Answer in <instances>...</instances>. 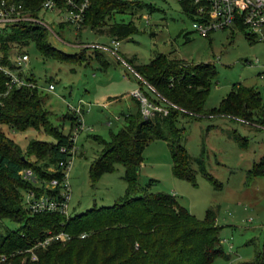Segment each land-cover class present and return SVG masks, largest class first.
I'll list each match as a JSON object with an SVG mask.
<instances>
[{"label":"trees","instance_id":"obj_1","mask_svg":"<svg viewBox=\"0 0 264 264\" xmlns=\"http://www.w3.org/2000/svg\"><path fill=\"white\" fill-rule=\"evenodd\" d=\"M14 1L21 2L25 10L37 15L44 0ZM82 1L75 0L77 3ZM178 2L182 11L191 16L188 1ZM55 3L61 8L66 6L65 0H55ZM133 4L141 6L143 3L139 0H87L82 24L98 28L106 23V17L111 13L125 12ZM238 29L250 35L242 24L238 25ZM135 30L136 26L131 21H113L108 25L110 38L121 39ZM10 42L18 43L20 47L33 42L43 56L60 61L75 63L85 59L83 54L67 53L54 46L47 38V29L37 22L21 21L2 27V63L7 62ZM93 50L97 51L95 56L102 67H106L108 60L98 53L102 50ZM124 60L154 87L162 100L176 106H169L165 115L144 118L138 102L133 98L136 110L123 113V125L116 132H111L108 140L95 137L100 150L88 166V177L94 184L102 172L111 171L117 164H121L126 183L124 194L111 205L93 206L68 216L58 212H29L23 206L21 190L33 185L23 179L18 171L30 168L40 178L60 179L62 171L58 161L65 159L68 154L67 150L61 151L60 148L70 147L68 136L75 114L68 115L69 131L63 133L48 118L43 90L24 85L12 87L4 93L7 76L0 69V122L20 131L29 127L43 129L55 138L53 142L34 138L28 140L25 154L34 156L36 160L33 161L26 155L22 157V148L0 132V220L18 223L15 228L5 225L0 229V252L8 255L11 253L8 260L0 264H21L23 254L14 251L28 246L47 229L63 230L70 234V238L63 242L53 241L45 248L38 249V258L26 260L24 264H212L217 255L226 256L219 237L220 226L215 223L212 208H208L205 216L198 219L180 205L173 194L151 192L148 184L140 186L137 173L147 142L163 139L170 154L172 174L194 184L196 170L191 165L190 154L181 142L184 127L179 124V117L230 115L245 120L252 116V111L261 107L262 113L257 121L262 122L264 108L259 90L239 82L234 83L217 106L205 108L211 83L196 72L204 69L211 78L215 70L210 63L193 64L161 52L143 64L133 65L130 59ZM26 72L28 79L37 81L31 71ZM47 81H52V78ZM147 95L150 97V94ZM233 137L245 146L243 136L234 131ZM196 161L203 175L219 187V182L206 171L202 157L196 158ZM49 165H53L56 170L48 169ZM263 171L264 156L252 163L248 176L252 178ZM81 233L85 235L80 237ZM239 264H264V237L254 258Z\"/></svg>","mask_w":264,"mask_h":264},{"label":"rangeland","instance_id":"obj_2","mask_svg":"<svg viewBox=\"0 0 264 264\" xmlns=\"http://www.w3.org/2000/svg\"><path fill=\"white\" fill-rule=\"evenodd\" d=\"M139 1L143 3L141 6L133 4L125 12H113L100 26L104 30L113 21H131L136 26L137 30L128 37L119 39L117 50L122 58L130 59L133 65L143 64L161 52L193 64L210 63L215 70L211 78L204 69L196 72L211 83L205 108L217 106L238 82L259 90L264 108V36H247L235 26L200 35L192 29L191 16L182 11L178 0ZM38 16L57 32L50 38L54 46L85 57L83 61L70 63L43 56L33 42L23 46L28 54L24 70L31 71L41 86L47 84L48 78L54 83L53 91L43 90L44 107L53 125L63 133L68 132V115L74 113L68 107L79 99L82 104V112L76 113L81 118L82 130L76 136L77 150L68 170L69 212L74 214L93 206L111 205L126 189L123 166L117 164L113 170L102 172L94 184L89 180L88 166L100 150L95 137L108 140L111 132L123 125V113L136 110V102L129 93L139 86L138 79L122 61L105 50L98 48L102 50L98 52L100 56L108 60L107 66L102 67L95 56L97 51L81 46L82 43L107 44L110 40L107 35L92 30L87 24H82L75 32L71 24L60 26L52 11H39ZM15 48L17 46H11L10 51ZM142 86L152 94L146 85ZM261 113L260 107L245 120L226 115L179 117V124L184 127L181 142L196 170L194 184L172 174L170 154L163 139L148 141L142 151L137 173L140 186L148 184L151 192L173 194L178 203L198 219L205 216L208 208L213 209L226 256L217 255L212 264L251 261L261 247L264 171L252 178L248 176L252 163L264 156V127L257 126L264 125V116L262 122L257 121ZM74 122L75 119L70 130ZM234 131L243 136L245 146L233 137ZM0 132L22 148V157L32 138L55 141L43 129L32 127L20 131L0 122ZM25 157L36 160L32 155ZM200 157L206 171L219 182V187L199 170L196 158ZM0 225V229L5 225L15 228L18 223L2 219Z\"/></svg>","mask_w":264,"mask_h":264},{"label":"built area","instance_id":"obj_3","mask_svg":"<svg viewBox=\"0 0 264 264\" xmlns=\"http://www.w3.org/2000/svg\"><path fill=\"white\" fill-rule=\"evenodd\" d=\"M191 10V27L200 35H208L211 31L218 29H225L231 26L238 28L239 24L244 26V29L250 35L261 38L264 36V0H187ZM66 6L61 8L56 5L55 0H44L41 3L40 11H52L56 13L57 22L64 24H71L74 32L82 26V18L87 0L80 3L75 0H65ZM21 21L37 22L47 29V38L51 42V36L57 35L51 26L41 19L38 14L32 15L25 10L21 2L14 0H0V33L4 25L16 24ZM11 46H17L6 55L7 62H0V69L6 74L5 81L6 93L12 87L29 86L38 87L41 90L53 91L54 83L48 81L45 86H41L37 81L27 78L28 73L24 70L27 64L28 54L23 46L18 43L10 42ZM119 39L112 37L107 44L91 43L81 44L85 47H97L105 50L118 60L122 61L127 68L133 72L138 79L139 86L130 91V96L134 98L139 105V110L144 118H152L155 115H165L168 112L169 106H176L172 102L164 99L162 100L154 87L148 84L141 76H139L132 66L122 58L117 50ZM75 45V42H73ZM19 47V48H18ZM0 57L2 52L0 51ZM26 73H25V72ZM146 85L152 92L150 97L142 88ZM82 104L80 99L76 104L69 106L75 114V123L73 129L70 130L68 139L70 140V147L62 146L61 151L67 150L68 154L65 159L59 160L58 165L61 167L62 176L60 179L51 177L49 179L38 177L30 168H22L18 171L20 176L29 180L32 187L23 189L22 203L23 206L31 213L34 212H58L65 216L69 212V200L71 198V189L68 181V170L72 164L73 157L76 154V136L82 130L81 118L77 117L76 113L82 112ZM116 119L118 116L115 117ZM55 171V167L48 168ZM85 233H81L83 237ZM70 238V234L63 230L53 231L47 229L39 238H35L28 246L17 249L14 253H22L23 258L21 264L26 260H36L38 258L37 250L45 248L53 241H66ZM11 254V253H10ZM9 254V255H10ZM7 253L0 252V262L8 260ZM8 264V263H7Z\"/></svg>","mask_w":264,"mask_h":264},{"label":"crops","instance_id":"obj_4","mask_svg":"<svg viewBox=\"0 0 264 264\" xmlns=\"http://www.w3.org/2000/svg\"><path fill=\"white\" fill-rule=\"evenodd\" d=\"M91 29L94 30V31H97L99 33H103V34L107 35L108 38H110V35L108 33V26L104 30H102L101 27H98V28H95V29L91 28ZM129 96H130V94H129ZM226 116L231 117L230 115H226ZM257 126H263L264 127V125H257Z\"/></svg>","mask_w":264,"mask_h":264}]
</instances>
